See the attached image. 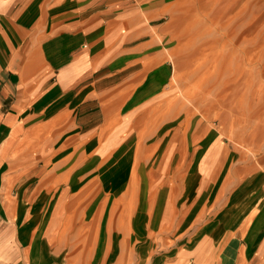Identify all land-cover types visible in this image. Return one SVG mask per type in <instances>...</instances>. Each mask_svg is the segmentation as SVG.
I'll return each instance as SVG.
<instances>
[{
  "label": "rangeland",
  "instance_id": "rangeland-1",
  "mask_svg": "<svg viewBox=\"0 0 264 264\" xmlns=\"http://www.w3.org/2000/svg\"><path fill=\"white\" fill-rule=\"evenodd\" d=\"M148 7L153 14L140 11L137 62L129 59L133 65L117 75L107 76L109 67L94 74L103 87L92 96L87 123L99 127L97 104L119 101L116 149L102 154L77 133L62 145L71 134L56 131L64 123L34 139L27 149L38 152L0 186V264H225L228 257L231 264L233 243L256 239L264 218L257 213L264 193V0H155ZM56 211L59 224L50 229ZM228 228L233 242L214 251ZM60 232L74 233V247L63 245Z\"/></svg>",
  "mask_w": 264,
  "mask_h": 264
},
{
  "label": "crops",
  "instance_id": "crops-1",
  "mask_svg": "<svg viewBox=\"0 0 264 264\" xmlns=\"http://www.w3.org/2000/svg\"><path fill=\"white\" fill-rule=\"evenodd\" d=\"M154 1L0 0V186L9 185L11 171L24 167L27 155L38 152L27 147L49 136L54 124L64 123L56 131L71 133L62 145L74 142L77 133L79 141L97 144L102 154L116 149L122 136L119 101L110 107L97 104L100 128L87 123L92 96L103 87L102 77L94 74L109 67L107 76L117 75L137 62L139 41L143 43L140 11L153 14L148 6ZM109 82L110 89L117 85L116 78ZM112 119L119 121L100 136ZM261 207L257 213H264V193ZM57 215L52 214L50 229L57 228ZM259 223L256 239L244 236L228 249L234 251L231 264H264V218ZM216 232L208 235L215 237ZM64 236L63 245L74 247V241L68 245L74 233L60 232ZM232 236L228 228L214 251L224 252ZM229 262L228 257L225 264Z\"/></svg>",
  "mask_w": 264,
  "mask_h": 264
},
{
  "label": "bare ground",
  "instance_id": "bare-ground-1",
  "mask_svg": "<svg viewBox=\"0 0 264 264\" xmlns=\"http://www.w3.org/2000/svg\"><path fill=\"white\" fill-rule=\"evenodd\" d=\"M236 60H237V59H236ZM262 67H263V66H262ZM262 67H261V68H262ZM260 72H261V71H260ZM178 76H179V75H178ZM171 81H172V80H171ZM177 102H178V101H177ZM120 103L122 104V102H120ZM160 103H161V102H160ZM178 103H179V102H178ZM109 104H111V103L109 102L108 105H109ZM98 105H99V104H98ZM101 117H102V116H101ZM68 125H69V124H68ZM172 128H173V127H172ZM178 128H179V127H178ZM182 128H184V127H182ZM174 129H175V128H174ZM134 132H135V131H134ZM152 132H153V131H152ZM172 132H173L172 134H174V131H172ZM164 134H165V133H164ZM170 134H171V133H170ZM177 135H178V134H177ZM173 138H174V137H173ZM179 139H180V138H179ZM169 140H170V139H169ZM167 141H168V139H167ZM84 144H85V146H87V145H89V142H85ZM75 146H76V145H75ZM155 147H156V146H155ZM135 149H136V148H135ZM170 149H171V148H170ZM175 151H176V150H175ZM83 155H84V154H83ZM86 155H87V154H86ZM89 155H90V154H89ZM81 156H82V155H81ZM84 156H85V155H84ZM85 157H87V156H85ZM103 161H104V160H103ZM105 161H106V160H105ZM64 162H65V161H64ZM158 162H159V161H158ZM125 163H126V162H125ZM122 164H123V163H118V164H116V167H119V169L122 170L123 167H126L125 164H124V165H122ZM126 164H127V163H126ZM135 164H136V163H135ZM99 165H100V164H99ZM75 166H76V165H75ZM103 166H104V165H103ZM111 168H113V167H111ZM51 169H52V168H51ZM108 169H109V168H108ZM110 170H111V169H110ZM112 170H113V169H112ZM106 171H107V170H106ZM122 171H123V170H122ZM122 171H121V175H122ZM132 171H133V170H132ZM103 173H104V172H103ZM106 173L108 174V172H106ZM123 173H124V172H123ZM129 173H130V172H129ZM131 173H132V172H131ZM133 173H134V172H133ZM133 173H132V174H133ZM115 174H116V173H115ZM143 174H144V173H143ZM126 175H127V173H126ZM133 175H134V174H133ZM133 175H131L132 178H133ZM134 177H135V176H134ZM114 178H115V176H114ZM137 178H138V177H137ZM143 178H144V177H143ZM145 178H146V177H145ZM66 179H67V178H66ZM101 179H102V180H101ZM101 179H100V180H101L100 182H105V184H107V181H105V180L103 179V177H102ZM129 179H130V176H129ZM133 179H135V178H133ZM133 179H132V181H133ZM123 180H124V179H123ZM137 180H138V179H137ZM137 180H136V181H137ZM146 181H147V180H146ZM108 182H109V181H108ZM120 183H121V181H120ZM130 183H131V181H130ZM132 183H135V182L133 181ZM67 184H68V183H67ZM135 184H136V183H135ZM135 184H134V185H135ZM137 184H138V183H137ZM53 185H54V184H53ZM132 185H133V184H132ZM140 185H141V187H142V189H141V193H142V192L144 193L145 191H143V190L145 189L144 187L146 186V185H145V182H144V181H143V182L140 181ZM100 186H101V185H100ZM106 186H107V185H106ZM106 186H105V187H106ZM113 186H114V185H113ZM136 186H137V185H135V187L133 186L134 191L136 190V189H135ZM97 187H98V186H97ZM122 187H123V186H122ZM98 188H99V187H98ZM98 188H97V189H98ZM81 189H82V188H81ZM81 189H80V190H81ZM106 189H107V188H106ZM113 189H114V188H113ZM181 189H182V188H181ZM104 190H105V189H104ZM107 190H108V189H107ZM131 190H132V189H131ZM137 190H138V189H137ZM121 191H122V190H121ZM96 192H97V191H96ZM103 192H104V191H103ZM123 192H125V190H124ZM135 193H136V192H135ZM143 193H142V195H143ZM180 193H181V192H180ZM86 194H87V193H86ZM101 194H102V193H101ZM104 194H105V193H104ZM107 194H108V193H107ZM123 194H124V193H123ZM123 194H122V195H123ZM94 195H95V194H94ZM119 195H120V192H119ZM119 195H118V196H119ZM75 196H76V195H75ZM84 196H85V195H84ZM131 196H134L133 193L131 194ZM136 196H137V194H136ZM88 197H89V196H88ZM123 197H124V195H123ZM91 198H92V197H91ZM91 198H90V199H91ZM134 198H135V197H134ZM86 199H87V198H86ZM93 199H94V198H93ZM117 199H118V197H117ZM126 199H127V198H126ZM151 199H152V198H151ZM75 200H76V199H75ZM119 200H122V197H121V196L119 197ZM62 201H64V198H63ZM62 201H61V203H62L63 206H62L61 204H59V206H58V211L61 210V208H64V207H65V205L63 204ZM129 201H130V200H129ZM102 202H103V201H102ZM112 202H113V201H112ZM114 202H115V200H114ZM119 202H120V201H119ZM126 202H127V201H126ZM66 203H67V202H66ZM66 203H65V204H66ZM103 203H104V202H103ZM103 203H102V204H103ZM148 203H149V202H148ZM114 204H116V203H114ZM124 204H125V202L123 203V205H124ZM131 204H133V203L131 202ZM93 205H94V204H93ZM127 205H130V204L127 203ZM147 205H149V204H147ZM83 206H84V205H83ZM103 206H105V205L103 204ZM110 206H111V203H110ZM124 206H125V205H124ZM130 206H131V205H130ZM70 207H71V206H70ZM98 207H99V206H98ZM126 207H127V206H126ZM133 207H135V203L133 204ZM148 207H149V206H148ZM51 208H52V207H51ZM102 208H103V207H102ZM127 208H132V207H129V206H128ZM82 209H83V208H82ZM101 210H102V209H101ZM101 210H100V211H101ZM108 210H109V209H108ZM129 210H131V209H129ZM58 211H56V212L59 213ZM82 211H83V210H82ZM97 211H98V210H97ZM131 211H132V210H131ZM101 212H102V211H101ZM111 212H112V211H111ZM113 212H114V211H113ZM108 213H109V212H107V215H108ZM123 213H126L125 210H124V208H123V210H122V214H123ZM178 213H179V212H178ZM75 214H76V213H75ZM111 214H112V213H111ZM119 214H120V216L122 215V214L120 213V210H119ZM119 214H117V216H118ZM54 215H55V214H54ZM97 215L100 216V213H98ZM101 215H102V214H101ZM57 216H58V215H57ZM117 216H116V217H117ZM120 216H119V217H120ZM127 216H128V215H127ZM82 218H83V217H82ZM97 218L99 219L98 216H97ZM111 218H112V217H111ZM111 218H110V219H111ZM117 218H118V217H117ZM98 219H97V221L99 222ZM110 219H109V220H110ZM118 219H119V218H118ZM122 219H123V218H122ZM106 220H107V218H106ZM82 221H83V219H82ZM107 221H108V220H107ZM98 222L95 223V224H98ZM108 222H110V221H108ZM117 223H118V222H117ZM75 224H76V223H75ZM105 224H106V223H105ZM109 224H110V223H109ZM109 224H108V228H109ZM119 224H120V220H119ZM164 225H165V224H164ZM175 225H176V224H175ZM87 228H88V227H87ZM94 228H95V227H94ZM98 228H99V226H98ZM98 228H97V229H98ZM108 228H107V229H108ZM165 228H166V227H165ZM165 228H164V230H165ZM109 229H110V228H109ZM81 230H82V229H81ZM116 230H117V229H116ZM91 233H92V232H91ZM93 233H94V232H93ZM96 234H97V233H96ZM90 236H91V235H90ZM90 236H89V237H90ZM83 240H84V239H83ZM82 243H83V241H82ZM72 246H74V245H72ZM107 250H108V249H107ZM105 253H106V251H105ZM105 255H106V254H105ZM104 257H105V256H104Z\"/></svg>",
  "mask_w": 264,
  "mask_h": 264
}]
</instances>
